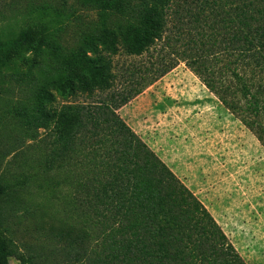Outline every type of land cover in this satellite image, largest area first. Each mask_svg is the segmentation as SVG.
Segmentation results:
<instances>
[{"label":"trees","instance_id":"obj_1","mask_svg":"<svg viewBox=\"0 0 264 264\" xmlns=\"http://www.w3.org/2000/svg\"><path fill=\"white\" fill-rule=\"evenodd\" d=\"M135 10L132 21L101 31L59 62L33 99L15 109L24 111L23 125L33 139L55 123L51 169L81 158L84 173L72 179L83 180V194L72 207L76 216L83 211V227L72 228L67 238L70 264H245L205 206L118 117L134 95L112 93L110 100L65 106L59 113L47 106L56 99L51 90L63 98L109 92L112 62L100 50L116 55L122 45L140 56L163 39L174 17L179 29L202 30L200 42L191 43L197 57L187 61L195 74L264 143V0H137ZM216 20L229 34L225 41L217 40ZM53 24L40 18L18 28L0 26V69L27 85L37 71L49 72ZM207 28L213 32L206 34ZM218 46L225 47L223 54L215 53ZM4 193L0 183V204ZM12 256L0 232V264H10Z\"/></svg>","mask_w":264,"mask_h":264},{"label":"rangeland","instance_id":"obj_2","mask_svg":"<svg viewBox=\"0 0 264 264\" xmlns=\"http://www.w3.org/2000/svg\"><path fill=\"white\" fill-rule=\"evenodd\" d=\"M136 4L137 0H0L1 27H23L40 18L55 25L47 52L49 72L41 76L37 71L27 85L12 71L0 69V183L5 191L0 232L12 249L10 264H70L67 238L72 228L83 227V211L76 216L72 207L75 197L83 194V180L76 184L72 179L82 176L81 158L51 169L58 137L55 123L33 139L23 125L24 111L16 114L15 109L28 104L39 84L56 73L58 63L72 57L87 39L132 21ZM220 21L213 24L219 42L229 37ZM188 27L179 29L170 17L163 39L140 56L129 55L122 45L116 55L101 49L112 62L113 88L93 97L67 98L51 90L56 99L47 110L59 113L65 106L99 103L110 100L112 93L134 95L116 111L118 117L205 206L243 262L264 264V143L188 64V57L199 52L192 39L202 32L197 25ZM212 32L206 29V34ZM217 48L215 53L223 54L225 47Z\"/></svg>","mask_w":264,"mask_h":264}]
</instances>
